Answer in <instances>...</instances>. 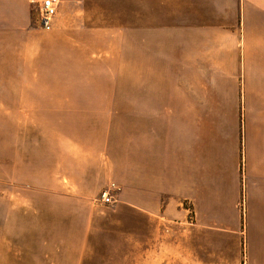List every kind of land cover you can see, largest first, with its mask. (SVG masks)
Segmentation results:
<instances>
[{
	"label": "crops",
	"instance_id": "0c3cea01",
	"mask_svg": "<svg viewBox=\"0 0 264 264\" xmlns=\"http://www.w3.org/2000/svg\"><path fill=\"white\" fill-rule=\"evenodd\" d=\"M41 1L0 0V34L14 29L0 112L46 115L40 187L74 200L80 264L109 182L264 264V0H56L50 28Z\"/></svg>",
	"mask_w": 264,
	"mask_h": 264
},
{
	"label": "rangeland",
	"instance_id": "374dc122",
	"mask_svg": "<svg viewBox=\"0 0 264 264\" xmlns=\"http://www.w3.org/2000/svg\"><path fill=\"white\" fill-rule=\"evenodd\" d=\"M13 39L14 29L0 34L2 74L14 59ZM32 125L35 130L28 129L25 140V126ZM45 128V114L0 112V264H80L82 218L65 217L74 200L57 199L40 187L47 163L45 140L38 135ZM111 184L102 191L113 188ZM115 187L113 202H102V191L94 199L93 228L82 264H249L243 240L238 245L228 233L195 227L192 213L189 222L151 218L119 203Z\"/></svg>",
	"mask_w": 264,
	"mask_h": 264
},
{
	"label": "built area",
	"instance_id": "2783aa9c",
	"mask_svg": "<svg viewBox=\"0 0 264 264\" xmlns=\"http://www.w3.org/2000/svg\"><path fill=\"white\" fill-rule=\"evenodd\" d=\"M58 2L56 0H42L39 6V10L41 13V20L43 21L46 28H50L52 19L57 11ZM111 186L113 188H108L102 191L101 201L105 203H111L114 199V194L112 193L115 187V184L112 183Z\"/></svg>",
	"mask_w": 264,
	"mask_h": 264
}]
</instances>
